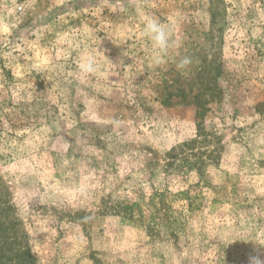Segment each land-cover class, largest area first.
<instances>
[{
    "label": "rangeland",
    "instance_id": "374dc122",
    "mask_svg": "<svg viewBox=\"0 0 264 264\" xmlns=\"http://www.w3.org/2000/svg\"><path fill=\"white\" fill-rule=\"evenodd\" d=\"M141 13L181 46L158 55ZM100 46L118 74L81 76ZM24 250L264 261V0H0V264Z\"/></svg>",
    "mask_w": 264,
    "mask_h": 264
},
{
    "label": "clouds",
    "instance_id": "9594fccd",
    "mask_svg": "<svg viewBox=\"0 0 264 264\" xmlns=\"http://www.w3.org/2000/svg\"><path fill=\"white\" fill-rule=\"evenodd\" d=\"M139 18L143 25L141 35L150 41L152 48L158 55L165 56L170 50L178 49L181 46L179 42L173 39L172 29L169 24L162 22L154 14L141 13ZM87 31L91 36L92 30L88 29ZM95 39L99 40L98 37ZM100 48L101 46L96 49L85 50L81 53L78 64V71L81 76H92L100 71L98 58L107 61L111 66L110 71L105 73L106 76L110 77L118 74L116 66L106 58L104 52L101 51ZM177 55H179L178 52ZM192 63V58L185 55L178 60L176 68L178 71L187 70ZM250 264H264V261H261L258 257H252Z\"/></svg>",
    "mask_w": 264,
    "mask_h": 264
},
{
    "label": "trees",
    "instance_id": "16d2710c",
    "mask_svg": "<svg viewBox=\"0 0 264 264\" xmlns=\"http://www.w3.org/2000/svg\"><path fill=\"white\" fill-rule=\"evenodd\" d=\"M158 197V196H157ZM123 215L132 218L133 211L131 206L123 207L122 209ZM31 254L28 250H24L19 256L18 260L22 262V264L30 263Z\"/></svg>",
    "mask_w": 264,
    "mask_h": 264
}]
</instances>
